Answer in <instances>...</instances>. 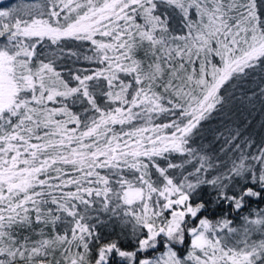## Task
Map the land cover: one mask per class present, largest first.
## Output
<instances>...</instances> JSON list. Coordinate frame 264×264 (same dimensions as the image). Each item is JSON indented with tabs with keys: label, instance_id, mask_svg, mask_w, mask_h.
Masks as SVG:
<instances>
[{
	"label": "snow or ice",
	"instance_id": "snow-or-ice-1",
	"mask_svg": "<svg viewBox=\"0 0 264 264\" xmlns=\"http://www.w3.org/2000/svg\"><path fill=\"white\" fill-rule=\"evenodd\" d=\"M256 116L264 0H0V264H264Z\"/></svg>",
	"mask_w": 264,
	"mask_h": 264
},
{
	"label": "trees",
	"instance_id": "trees-1",
	"mask_svg": "<svg viewBox=\"0 0 264 264\" xmlns=\"http://www.w3.org/2000/svg\"><path fill=\"white\" fill-rule=\"evenodd\" d=\"M13 0H3V3H12ZM264 121V117L256 116L251 128L248 129L249 133L256 139H260L264 134V130L260 128V123Z\"/></svg>",
	"mask_w": 264,
	"mask_h": 264
}]
</instances>
